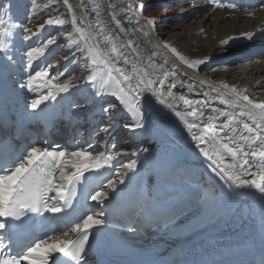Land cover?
Returning <instances> with one entry per match:
<instances>
[{
    "label": "snow or ice",
    "instance_id": "obj_1",
    "mask_svg": "<svg viewBox=\"0 0 264 264\" xmlns=\"http://www.w3.org/2000/svg\"><path fill=\"white\" fill-rule=\"evenodd\" d=\"M30 3L32 7L27 10L29 20L43 14L48 7L46 5L45 8L38 9L37 0H30ZM64 3L67 5L68 0H64ZM132 7L134 5H129V8ZM227 7L235 5L228 3ZM11 8L12 0L0 3V56H5L9 63L14 62V57L9 52L15 46L18 33H22L23 42H31L47 26L62 27L66 23L64 19L53 16L33 32L30 28H24L22 23L14 22ZM139 8L143 11L144 5H139ZM71 11L69 5V12ZM5 12L8 14L5 15ZM112 19L122 32L125 31L115 15ZM146 22L154 29L157 18L146 19ZM71 23L73 31L67 33V39L70 41V49L73 43L76 45L74 58L75 55L81 56L86 66H103V72H92L85 78L84 84L93 86L95 97L107 95L118 101L103 106L100 109L102 114L111 118L113 113H123L128 122L123 123L122 127L133 134L143 133L149 127V111L155 100L171 110L186 126L191 142L198 155L204 158L209 173L226 186L229 196L254 188L264 199V102L253 103L235 87L228 89L227 96L213 88L210 92L203 93L204 100L177 94L174 91L175 72L171 73L173 82L169 85L168 73H164V78H152L136 68L131 59L137 52L133 41L129 40L127 44L119 46L115 43V37L105 41L112 45V55L105 58L102 51L91 42L92 32L86 33L84 27L78 26L75 16ZM128 23L131 24L132 21L129 20ZM74 34L79 35V43L72 41ZM249 38L253 37L249 35ZM56 40L57 37L53 35L42 47H30L22 53V63L27 70L24 72L26 78L20 80L19 90L36 94L38 87L47 89V94H38V98L23 105L22 117L36 114L46 102L56 101L59 94L68 93L77 86L69 80L63 84L54 83L64 73L50 77L51 65L33 71L34 62L43 57L45 49ZM223 43L226 44L227 41ZM121 61L125 66L131 65L134 74H130L127 67H119ZM194 63L201 65L206 60H196ZM97 85L99 90H95ZM187 87L191 89L193 85L189 83ZM223 87L228 88L227 85ZM215 100L225 107L213 106L212 102ZM180 102L187 108L180 110ZM209 108L211 114L206 111ZM9 127L12 128L10 135L0 134V264H60L57 256L63 264H87L89 249L102 242V235L109 224L108 213L102 212L96 216L89 212L76 221L69 220L70 228L65 233L68 236L66 239L34 238L30 243L24 244L18 237V229L36 217L46 219L47 214L53 219L65 216L79 198L78 187L85 183L88 176H95L102 170L115 167V156L107 151L106 141L99 144L104 151L98 153L93 151L95 143L73 150L60 145L49 147L47 141H44V146L26 143L17 148V129L9 118H0V129ZM98 131L107 136L110 128L105 126ZM167 151L165 147V155ZM132 157L129 162L116 168L114 178L107 179L103 189L88 195L87 201L105 205L111 194L116 197V203L121 204L127 192L136 188L137 201L145 203L163 217L165 226L174 225L178 217L190 212L195 219L203 209L216 205V193L208 189L193 188L185 181L182 170L174 162L161 164L160 156H152L147 148L133 152ZM153 164L156 179L151 186L141 185V167L147 168ZM127 230L134 233L137 230L135 223H129ZM14 246L19 247L15 255L8 251ZM175 264L184 262L176 261ZM203 264H264V214L261 216V249L254 252L249 261L233 260L225 251Z\"/></svg>",
    "mask_w": 264,
    "mask_h": 264
},
{
    "label": "rangeland",
    "instance_id": "obj_2",
    "mask_svg": "<svg viewBox=\"0 0 264 264\" xmlns=\"http://www.w3.org/2000/svg\"><path fill=\"white\" fill-rule=\"evenodd\" d=\"M92 1L93 3H91V0L89 3H85L86 8L88 5L90 6L87 8L88 10H84V12H82V10L74 7V9L71 8L72 11L70 13V4L68 3L66 5L64 0H56L55 3H53V0H37V8H45L47 5V10H45L43 14L37 16L36 18L29 20L27 18V10L32 7L30 0H12L11 15L14 19V22L22 23L24 28H30L33 30V32H36L38 27L50 17L58 16L59 18L66 21L65 25L62 27L47 26L45 29H43L44 32L35 35L31 42H23L21 39L22 33L17 34L15 46L9 52V55L14 57V62L9 63L5 56V60L3 59L6 65V70L4 71V73H6L3 75V77L5 76V81L14 82L8 92L12 95L11 98L13 99L15 105L18 104L21 99L22 101L28 103L31 99L38 98V94H47V89L42 87L37 88L36 94L28 93L27 90L22 92L18 87L20 82H16L26 78L24 72L27 69L25 64L22 63V53L30 47H42L43 43L53 35L57 37L56 42L45 49V54L43 57L34 62L33 71L39 70L41 67H48L51 65L52 67L49 68L50 77L56 76L60 72L64 73V75L58 80L54 81V83L63 84L66 80H69L72 84L77 86L72 88L68 93H61L58 95L56 102L54 101V107L56 108L52 110V114L59 115L62 117V119L68 118V120L70 119L71 115H73L74 119L76 118V122H79V119L82 116H87V120L95 112H101L100 109L103 106H106L108 103H118V101H115L114 97H110L109 100H102L103 98L100 97L97 101H101L102 103L99 104L101 105V108L98 110H96L94 107H90L87 110H84V112L82 111L83 113H80L79 116L74 113V110L69 111L71 112L70 115L69 112H67L68 104L73 102L75 98L81 99L87 97L88 101L94 100L92 99L94 91L93 86L84 84L85 78L90 74L89 72L91 66H86L84 60L79 55H75L74 58V54H76L77 51L75 43H73L71 49L69 48L70 41L67 39V33L73 31L71 23L73 16L76 17L78 26L85 28L86 33L92 32L91 42L94 44V46H97L102 51L105 58L112 55V45L105 43V41L115 37V43L117 46H119L121 44H127V42L131 40L134 42L133 47L137 50L136 54L132 56L131 59L133 60L136 68L141 72L146 73L149 77L164 78V73H168V78L172 79L171 73L175 72L176 79H185V82L192 85L195 84V87H198V89H203V91L210 92L211 89L216 88L219 91L224 92L225 95H228V89L235 87L237 88V91H241L243 95H247L253 103L264 102V86H258V88H254L255 83L260 78H262V76L264 77V70L261 72V74H255L253 71L252 75L250 76L244 75L245 71L249 69L248 66H245L244 64L247 63V61L259 62V60L264 58V54L248 58L250 61L247 59L222 60L226 54L228 55V53L234 51L239 46V44H237L234 49L229 50L225 49L227 46L226 44H231L238 39L243 40L247 34L249 35L252 32L258 33V35H264V12L254 15V13L251 14V12H246V10L244 12L235 10H217L214 9L212 5L205 3V0H135L137 4L133 9L126 8H129L128 4L131 2L133 4V0H128V4L123 2L127 0ZM3 2L6 3L7 0H3ZM141 4L144 5V9L140 13L139 5ZM201 5L204 6L201 7ZM262 5L253 8V11H257V9H259V7ZM209 11L212 13L222 14H213L212 16H208ZM234 12H237V17L240 16L241 20L238 22V24L246 23L251 19H257V21L253 26H242V28L236 29V31H234L232 29L237 22L234 19ZM4 14L7 15L8 13L5 12ZM113 15H115L117 19L120 20V27L125 31L122 32L120 28L116 26V22L112 19ZM136 16L138 17V20H136ZM153 17L157 18V24L155 25L154 29L149 25L148 28L146 19ZM129 20L132 21L131 24L128 23ZM223 22H227V26H223ZM154 38L161 43L160 46L156 43L153 44ZM72 41L79 43V35L74 34ZM225 41H227L226 44L223 43ZM80 46L83 47L82 44ZM155 46H158L157 48L160 49L162 55L154 50ZM171 49H175L176 51L173 52ZM208 55H211L212 58L216 57L213 59V61H216L212 64L213 67L217 68L218 72L227 65L234 66L236 64L235 66H241L239 69L237 68L238 72L235 71L232 75L227 74L224 71H220L221 73H218L215 77L207 76L203 74V71L200 72L198 69L196 70V67L199 68L201 66L198 67L194 62L199 59L201 60L204 56ZM217 59H221V61H217ZM242 62L243 64H241ZM211 65H205L208 66L205 67L206 70H209ZM118 66L127 67L128 72L130 71V74H134L132 73L131 65L125 66L121 61ZM87 72L89 74H87ZM201 75L207 77L206 79L209 80L208 83L210 85H205L199 81L200 84H203L201 86L197 82L199 79L202 80L200 77ZM223 82H225L224 85H229L228 88L223 87ZM252 88L257 91H262L261 96L259 97L256 93L250 92V89ZM166 92L167 90L165 89V93ZM95 106L97 107V105ZM152 106L153 107L151 109L154 111V114L150 115L149 117L148 133L146 134L149 139L141 144L130 143L125 145V143L129 141V136L127 130L123 131V129H120V127L124 122H128V120L125 115L117 118L119 113H113L111 118L106 116V118H104L101 123L94 122V126L90 123L83 122L80 124V128L77 127L76 129L82 133L86 132L87 129H92L91 135H98L97 137L99 138L100 142H104L110 138V142L112 144L118 143L120 146H126V148H124V153H127V155L117 154L120 160L116 165V168H118L123 163L129 162L130 159L133 158V152H139L141 149L147 148L150 149L151 153L157 152V154H159L162 159L160 161L161 164L162 162L163 164L174 162L182 170L181 174L185 181L189 184L196 183L195 185L199 186V188L208 189L216 193L217 203L211 208H218L223 202H228L229 200L234 202L239 195L236 194L235 196H229L226 186H224L218 179L211 176L204 161L199 164L191 163L188 160L191 159V156H185L186 154L183 151H185L184 147L186 140L181 141L184 138L182 136L180 137V133H177V130H185V128H183L184 124L174 115L171 110L159 105L155 102V100L152 101ZM222 106L225 107L224 105L217 107L222 108ZM186 108L187 106L180 108V110H184ZM238 111L239 110H237V112ZM165 118H167L169 121H172V127L169 125V121H167L168 124L164 121ZM94 121H97V119H94ZM119 124H121V126H117ZM105 126L110 128L107 136H105L104 133L98 131L99 128ZM117 127L120 129V134L118 133L119 135H116V132H113ZM110 133L112 137L117 138L116 140H118V142L112 141L113 139H111ZM149 140L151 141L148 142ZM188 140L190 139H187V141ZM172 142L174 143L173 145ZM179 144H182V146H179ZM141 146L142 148H140ZM165 147H167V149L169 148V151H167L166 155L164 154ZM187 157L188 159L184 160V158ZM116 168L111 178H114ZM141 173L142 184L151 186L153 181L156 179L155 165L153 164L147 168L144 167ZM252 191L257 193V201L259 200L260 207L264 209V199L261 198V194L254 188H252ZM237 208L238 204H236L233 211L237 210ZM141 216L142 212L140 210L136 214V220H140ZM214 218L215 220L212 221V223L216 221V217ZM192 219L193 213L190 212L184 216L178 217L174 225L165 226L161 220L156 219L155 215L152 216L151 210H147L145 222L146 226L143 228L139 226L136 227V232H138L137 234L140 235L142 240L153 241L158 239V232L162 229H168L175 225H182ZM159 240H161V238Z\"/></svg>",
    "mask_w": 264,
    "mask_h": 264
},
{
    "label": "bare ground",
    "instance_id": "obj_3",
    "mask_svg": "<svg viewBox=\"0 0 264 264\" xmlns=\"http://www.w3.org/2000/svg\"><path fill=\"white\" fill-rule=\"evenodd\" d=\"M89 1L90 0H68V3L70 4L71 8L74 9V7H76L82 10V12H84V10H88L87 8L90 7L89 5L87 8L85 7V3H89ZM123 2L127 3L128 0ZM0 3H4L3 0H0ZM91 3H93L92 0ZM203 6L204 5H201V7ZM126 8L130 9L128 7ZM246 12H251V14L254 13V15L260 14L261 12H264V5L259 7V9H257V11L255 12L253 11V9L246 10ZM213 14L220 15L222 13H212L210 11L208 12V16L210 15L212 16ZM237 16H238L237 12H234V19L237 21L234 25V28L232 29L234 31H236V29L242 28V26H246V27L253 26L257 21V19H251L250 21L245 20L247 21L246 23L238 24V22L241 19L240 16L239 17ZM226 24L227 22L226 23L223 22V26ZM147 27L149 28L148 25ZM43 32L44 30L40 31L39 33L41 34ZM249 35H251L253 38L250 39ZM249 35L247 34L243 40L238 39L237 41L232 42L231 44L230 43L226 44L227 46L225 47V49H229V50L234 49L236 45L239 44L237 49L230 52V53H234L235 51L240 50L244 46H249L251 42H254L257 39H263L264 37L263 35L260 34L258 35V33H253V32L250 33ZM157 39L154 38L153 44L156 43L157 45L160 46L161 43L158 41L159 39L158 40ZM230 53H228V55H226L222 60L225 61L233 60V59L242 60L241 58L239 59V57L234 58L232 55L228 57ZM208 57L210 58L212 56L211 55L204 56L202 59L206 60L207 63L212 62L213 60L207 61ZM3 59L5 60V57L0 56V110H12L14 109L13 107H18L19 105L21 106L18 107V109L23 110L22 104H24V102L22 101V99L20 102H18V104L15 105L13 99L11 98L12 95L9 94L8 92L11 85H13L14 82L5 81V76L3 77V75L6 73V72L4 73V71L6 70L5 69L6 65ZM217 60L221 61V59H217ZM241 64H243V62ZM235 65L234 66L227 65L223 69L219 70V72L216 67H213V64L211 65L209 70H206L205 67L208 66L205 65L201 67H199L200 65H197L199 67L197 69L200 72L203 71L204 75L215 77L217 76L218 73H221L220 71H224L230 75H232L233 72L235 71L238 72V69L241 65L240 66H235ZM244 65L248 66L249 68L247 71H245L244 75L250 76L252 75L253 71L255 74L256 73L261 74V72L264 70V58L259 60V62L247 61V63H245ZM92 67H93L92 72H98V73L103 72L102 65H97ZM103 74L106 76V73ZM184 80L185 79H181V78L176 79V87L174 91L177 94H183L187 96L191 93H194L197 96H190V97L187 96V97L190 99H199V100L205 99L203 93L206 91H203V89L200 88L198 89V87H195L196 86L195 84L191 89H189L187 87V84L189 83L185 82L186 80L185 81ZM19 82L20 81H17L16 83ZM172 82H173L172 79L168 78L167 83L170 85L172 84ZM198 83L200 84L199 81ZM201 83L205 84L204 82ZM224 83L225 82H223V85ZM258 86H264L263 76L255 83L254 88L256 87L258 88ZM165 89L167 90V87H165ZM96 90H99V85L96 86ZM250 92L256 93L259 97L261 96L262 93V91L260 90L257 91L254 90L253 88L250 89ZM208 99H211V97H209ZM53 104L54 101L46 102V104L42 105L41 109L36 113L38 116L41 115L44 122H46L47 117L51 115L50 110H52L51 107ZM212 104L215 107L221 105L219 104L218 100L213 101ZM179 107L182 108L185 107V105H183V103L180 102ZM222 108L224 107L222 106ZM206 111L209 114H211L210 108L207 109ZM153 114L154 111L150 109L149 117L150 115ZM164 121L167 122L169 120L165 118ZM169 122H170L169 125H171L172 127L173 126L172 121ZM121 128L122 126L120 127V129ZM183 128H185L184 131L177 130V133H180V137L182 136L184 138L181 141L186 140L185 143L186 148L184 147L185 151H183L186 154L185 156H191V159H188L187 157L184 158V160L188 159L189 162L198 163V164L202 163L203 161L205 162L204 158L198 155L197 150H195L194 144L191 142V137L187 132L186 126L183 125ZM120 129L119 127H117L113 132H116V135H119ZM143 133L147 134L148 129ZM114 138L115 140L117 139L116 137ZM187 139L190 140L187 141ZM173 144L174 143L172 142V145ZM179 146H182V144H179ZM124 148H126V146H124ZM151 155L158 156L159 154H157V152H154L151 153ZM143 158H144L143 153H141V159ZM161 160L162 159L160 157V161ZM143 168L144 167H141L140 169L141 172ZM195 184L196 183L190 185L193 188H197V187L199 188V186ZM136 191H137L136 188H132L130 191H128L130 194V198H129L130 205H132L133 201H137L135 196ZM238 195H239L238 198L234 202L230 200L228 202H223L220 207L215 209L211 207L205 208L198 215H196L195 219L187 221L182 225H175L168 229H162L161 231L158 232V239L153 241L142 240L140 235H138L137 234L138 232L136 231L134 233H130L129 231L126 230H115L113 228L107 227L102 235V242L95 244L94 247L92 248V251L100 252L109 256L111 255L117 256L123 253H127L130 256L135 257L136 259H140L139 261L140 262L143 261L144 264H159L160 262H163L164 264H175L176 261H183L184 264H197V263L203 264V262L210 261L213 258H215L219 253L226 251L230 254V257L233 260L247 262L251 259V256L253 255L254 252H259L261 249V216L262 214H264V209L260 207L259 200L257 201L258 199L257 193L252 191V188L244 189L242 190V194H238ZM139 204L142 205L145 203L139 202ZM236 204H238V208L237 210L233 211ZM98 205L103 212H106L109 211L110 209H113L114 207H117L119 204L116 203V197L110 194L109 199L106 201L105 205H100V204ZM214 217H216V221L212 223V221L215 220ZM220 217L222 218L219 219ZM65 237L66 235H55L51 237V239L58 240V239H64ZM160 238L161 240H159ZM119 247L120 249H118Z\"/></svg>",
    "mask_w": 264,
    "mask_h": 264
}]
</instances>
